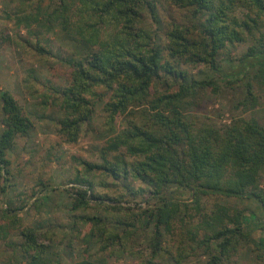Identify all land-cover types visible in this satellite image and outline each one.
I'll return each instance as SVG.
<instances>
[{"label": "trees", "instance_id": "trees-1", "mask_svg": "<svg viewBox=\"0 0 264 264\" xmlns=\"http://www.w3.org/2000/svg\"><path fill=\"white\" fill-rule=\"evenodd\" d=\"M170 1L192 11L189 19L192 24L174 22L171 28L165 29L166 41L163 42L160 35L144 25L142 9L145 5L150 7L152 18L160 22L153 0H80L78 14L82 17L77 23H72V0H60V7L50 14L51 19L64 30L76 33L78 39H74L79 40L86 51L78 59L68 60L73 66L72 81L56 89L65 110L59 121L60 131L72 141L76 140L80 124L92 116L94 102L97 98L103 99L97 87L104 88L106 95L109 94L105 104L109 112L107 124L114 129L117 118L125 115L131 123L130 128L109 138L106 153L119 151V154L112 159L105 156L102 164L87 161L84 164L88 172L99 168L115 179H138L149 185V193L158 199L155 207L144 211L146 217L143 219V227L154 219L151 258L138 264H156L153 258L164 249L162 228L172 231L173 221L180 219L183 211L191 218L200 216L199 224L190 225L188 230L195 228L193 239L204 232L200 242L207 246L206 253L210 256L207 264H220L223 258L239 249L243 240L255 243L264 251V235L258 241L252 237L255 230L264 231V187L260 180L264 169V123L256 118L242 117L222 128L195 122L189 111L193 104L191 98H195L199 90L216 88V79L190 77L181 63L205 64L218 77H228L229 83L249 68H256L255 78L264 84L263 39L260 44L249 47L238 69L232 73L224 72L218 59L229 42L244 41L246 32L264 25V0ZM239 8L249 10L246 17L238 15ZM39 49L46 50L42 46ZM247 86V98L243 102L255 104L252 84ZM0 98L3 110L1 178L4 172H9L7 152L18 135L30 134L34 123L9 90L1 91ZM127 156L134 159L129 161ZM78 182L81 187L75 192L73 209L88 207L92 198L103 199L93 193V183L89 179L79 177ZM173 186L189 191L194 214L188 212L187 202L165 194ZM5 190L0 188V191ZM209 194L254 199L262 218L249 216L248 208L237 209L223 204H217L210 212L205 211L201 198ZM114 203L105 204L114 211L125 209L120 201ZM7 207L3 210L7 213L18 210L9 204ZM6 217L4 213L0 220ZM79 217L92 225L89 236L103 242V249L114 246L112 250L123 252L125 236L136 229L133 222L118 219L117 223L126 226V235H123L110 229L99 215ZM0 229L7 237L6 225L0 224ZM22 234L24 252L34 251L29 264H41L40 255L48 246L38 242V234L33 229H24ZM168 253L172 254L169 250ZM182 254L180 258L175 257L176 264L183 263ZM82 264L110 263L101 258H88Z\"/></svg>", "mask_w": 264, "mask_h": 264}, {"label": "rangeland", "instance_id": "rangeland-1", "mask_svg": "<svg viewBox=\"0 0 264 264\" xmlns=\"http://www.w3.org/2000/svg\"><path fill=\"white\" fill-rule=\"evenodd\" d=\"M153 1L160 22L152 18L150 7L145 5L142 9L144 25L160 35L163 42L166 41L165 29L171 28L174 22L192 24L189 20L191 10L176 6L170 0ZM79 2L72 0L73 14L69 12L72 23L79 22L82 17L78 14ZM60 4V0H0V95L1 91L9 90L34 123L30 134L18 135L14 146L7 152L9 172H4L0 178V188H6L0 191V218L4 213L8 216L4 221L0 220L8 232L5 237V232L0 229V264H29L34 251L27 254L22 247L25 242L22 231L27 228L36 231L38 242L48 246L40 255L41 264H82L88 258L105 259L110 264H138L151 258L149 250L154 219H150L145 227L143 219L146 217L144 211L155 207L158 199L149 193V185L138 179H115L99 168L86 171L85 161L102 164L105 156L112 159L119 154V151L106 153L109 138L121 134L131 124L129 118L122 115L117 118L114 129L109 127V112L105 108L109 94L106 95L104 88L97 87L103 99L97 98L94 102L92 116L80 124L76 140L72 141L61 133L59 121L65 110L56 89L72 81L73 66L68 60H76L86 51L79 40L74 39L78 37L76 33L64 30L51 19L50 14ZM247 11L239 8L237 13L244 18ZM245 35L244 41L229 42L221 51L218 59L224 72L236 71L249 47L260 44V39L264 41V25ZM39 46L46 50L41 51ZM181 68L195 79H216V88L199 90L195 98H191L193 104L189 111L198 124L208 123L222 128L241 117L256 118L264 123V84L255 78L256 68H249L237 79L231 78L234 80L231 83L227 82L228 77H218L205 64L182 62ZM248 83L252 84L255 104L243 102L247 98ZM2 118L0 98V134ZM126 158L129 161L134 159ZM79 177L89 179L93 183V193L103 199L92 198L88 207L73 209L75 192L81 187ZM260 180L264 187V169ZM165 194L187 202L188 212L195 213L189 191L173 186ZM115 200L125 207L123 211L106 206L105 203L115 204ZM201 203L208 212L217 204H223L237 209L248 208L246 213L249 216L262 218L254 199L209 194L201 198ZM8 204L18 210L3 211ZM79 215H99L110 229L123 235H126V226L117 223L118 219L133 222L136 229L130 236H125L126 249L123 252L112 250L114 246L103 249V242L89 236L92 225L83 222ZM199 218L186 216L183 211L180 219L173 221L172 231L162 228L164 249L153 258L154 263L176 264L175 257L180 258L183 253L182 264H207L210 259L207 246L200 242L204 239V232L193 239L195 228L188 230L190 225L199 224ZM262 235L264 231L261 229L252 233L257 241ZM212 245L215 247L216 244ZM220 264H264V251L255 243L243 240L239 249L223 258Z\"/></svg>", "mask_w": 264, "mask_h": 264}]
</instances>
